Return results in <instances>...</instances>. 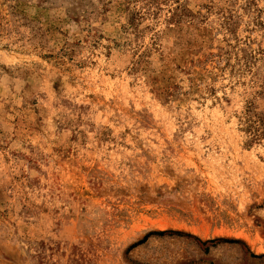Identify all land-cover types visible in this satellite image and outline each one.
Here are the masks:
<instances>
[{
    "label": "rangeland",
    "instance_id": "1",
    "mask_svg": "<svg viewBox=\"0 0 264 264\" xmlns=\"http://www.w3.org/2000/svg\"><path fill=\"white\" fill-rule=\"evenodd\" d=\"M0 264H264V0H0Z\"/></svg>",
    "mask_w": 264,
    "mask_h": 264
},
{
    "label": "trees",
    "instance_id": "2",
    "mask_svg": "<svg viewBox=\"0 0 264 264\" xmlns=\"http://www.w3.org/2000/svg\"><path fill=\"white\" fill-rule=\"evenodd\" d=\"M167 233H168V234H173V231H160V232H159V235H164V234H167ZM148 236H149V235H148ZM148 236H146L145 239L148 238Z\"/></svg>",
    "mask_w": 264,
    "mask_h": 264
}]
</instances>
